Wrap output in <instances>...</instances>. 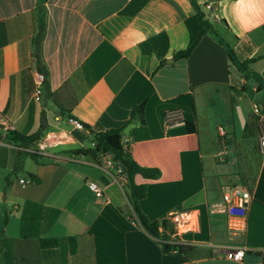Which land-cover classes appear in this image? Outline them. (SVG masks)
Listing matches in <instances>:
<instances>
[{
  "label": "crops",
  "instance_id": "1",
  "mask_svg": "<svg viewBox=\"0 0 264 264\" xmlns=\"http://www.w3.org/2000/svg\"><path fill=\"white\" fill-rule=\"evenodd\" d=\"M199 11L214 31L174 58L196 38ZM226 45L252 60L245 70L230 63ZM35 71L45 74L38 100ZM222 93L223 117L239 129L233 148L231 133L213 120ZM141 103L144 123L128 122ZM254 103L263 111L264 0H0V123L19 135L43 132L35 145L23 144L35 158L16 157V146L0 140V230L8 214L0 264H264V153ZM57 115L95 131L120 128L132 158L160 170L156 179L133 177L146 184L139 207L155 221L174 211L196 216L192 230L174 235L191 245L187 256L163 253L126 217V180L115 182L103 156L88 154V129L63 125ZM231 150L237 169L229 172L222 164ZM29 173L39 182H19ZM235 185L248 188L251 200L244 230L231 234L225 216L210 209ZM40 235L56 237L57 250L42 254ZM228 247L244 248L241 261L225 257Z\"/></svg>",
  "mask_w": 264,
  "mask_h": 264
},
{
  "label": "trees",
  "instance_id": "2",
  "mask_svg": "<svg viewBox=\"0 0 264 264\" xmlns=\"http://www.w3.org/2000/svg\"><path fill=\"white\" fill-rule=\"evenodd\" d=\"M198 18L201 24V28L192 42V44L184 49L177 51L174 54V58H185L189 55L192 49L196 46L200 38L205 33L213 32V25L209 19L203 12H198ZM226 53L230 63L236 66L239 70H245L248 64L252 61L251 59L240 60L237 58L234 50L226 45ZM41 72V71H40ZM43 73V72H42ZM44 74V73H43ZM45 76V74H44ZM45 83V81H44ZM44 87V84H43ZM47 90V87L45 88ZM46 93L49 95L48 90ZM264 111V104H263ZM136 119L139 123H144V103H141L135 106L131 112L128 122ZM89 131V135L91 138L92 146L87 148V152L93 158H99L105 154H110L113 161L122 168L123 174L126 178V185L129 187L128 194V205L124 211V214L128 219L138 224L146 233H148L159 249L166 254H173L176 256L184 257L188 255L189 250L191 249V245L181 242L174 238L173 233V224L166 218H163L159 221L149 220L145 214L141 211L139 207V201L145 197L146 195V184H135L133 182V177L136 174L141 175L146 179H156L160 175V170L155 167H144L139 165L128 152V150L124 147L121 140V129L120 128H110L103 131H95L90 126H84ZM42 128H39L32 134L22 135L20 134L18 137L14 138L12 136L5 135L4 140L8 143H12L16 146V157H19L21 154L26 153L29 156L35 158L36 153L32 151L22 150L24 147L23 144L28 146L35 145L42 137ZM28 180L32 183H38L39 178L34 176L33 174H28ZM6 188L9 185V178H6ZM26 201L24 205L28 204ZM8 214L4 213L2 219V225L0 230V255L3 251V227L7 221ZM24 219V215L22 214V221ZM22 236L26 234L23 232V228L21 229ZM39 247L42 254L46 250H57L58 241L56 237H50L45 235L38 236ZM70 251L74 253L76 248V241L74 237H70Z\"/></svg>",
  "mask_w": 264,
  "mask_h": 264
},
{
  "label": "built area",
  "instance_id": "3",
  "mask_svg": "<svg viewBox=\"0 0 264 264\" xmlns=\"http://www.w3.org/2000/svg\"><path fill=\"white\" fill-rule=\"evenodd\" d=\"M206 7L207 9H211L210 5H207ZM44 81V74L40 71H35L33 74L34 100L39 99L40 93L43 89ZM252 111L258 116L261 133L259 138V148L260 151L264 153V112L262 111V107L257 103L252 104ZM55 120L63 125H70L75 129L84 128L83 124L73 116L63 117L61 115H57ZM6 129L9 128L6 127ZM102 166L106 172L112 173V178L115 182L121 183L126 180L122 168L113 161L110 154L103 155ZM19 182L29 183V180L19 179ZM88 185L96 197H102V190L95 182L89 181ZM250 200L251 193L248 188L241 185L229 186L222 191L221 201L211 205L210 211L221 212L225 216L227 230L231 234H236L242 232L245 228L246 213ZM166 219L173 223V236L178 232L192 230L197 224V218L195 215H192L191 212H170L166 216ZM243 255L244 248L242 247H228L225 250V257L230 260L241 261Z\"/></svg>",
  "mask_w": 264,
  "mask_h": 264
},
{
  "label": "rangeland",
  "instance_id": "4",
  "mask_svg": "<svg viewBox=\"0 0 264 264\" xmlns=\"http://www.w3.org/2000/svg\"><path fill=\"white\" fill-rule=\"evenodd\" d=\"M249 84V88H248V91L250 92V83L251 81L248 82ZM224 93H222L219 98H215L214 102H213V107L215 109V115H214V118L213 120H215L217 123V125H221V127L226 130L227 132H230L231 133V140H230V147L233 148V145H234V141H233V138H239V129H238V126H235V130H233L232 128V125L230 124V122L228 121L227 118H224V113L226 114V109H227V103L225 102V100H223V95ZM251 95V93H249ZM256 98V99H255ZM259 98V96L257 95H254V99L255 101ZM212 105V104H211ZM226 116V115H225ZM214 130H216V128H214ZM201 138L203 141H206V135L205 134H201ZM215 138V137H214ZM86 145H90V141L88 140L86 142ZM206 145H204L205 147ZM205 152L207 153L206 151V148H205ZM233 152L232 150L229 152V159H228V162H225V163H218V165L220 166L221 164L223 165L222 169H225L226 171H232V170H236L237 169V163H235V161L233 160ZM224 157V155H218L217 158H222ZM208 160V157L205 156L204 158V161H205V172H206V176L208 177V179L210 178L212 172H211V169H210V163L207 161ZM233 160V162H232Z\"/></svg>",
  "mask_w": 264,
  "mask_h": 264
},
{
  "label": "water",
  "instance_id": "5",
  "mask_svg": "<svg viewBox=\"0 0 264 264\" xmlns=\"http://www.w3.org/2000/svg\"><path fill=\"white\" fill-rule=\"evenodd\" d=\"M4 135L12 136L14 138L19 136L15 129H6L4 125L0 123V140L3 138Z\"/></svg>",
  "mask_w": 264,
  "mask_h": 264
}]
</instances>
